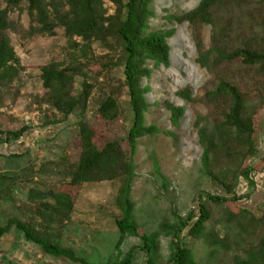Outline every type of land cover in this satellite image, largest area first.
I'll return each instance as SVG.
<instances>
[{"label":"rangeland","instance_id":"374dc122","mask_svg":"<svg viewBox=\"0 0 264 264\" xmlns=\"http://www.w3.org/2000/svg\"><path fill=\"white\" fill-rule=\"evenodd\" d=\"M200 1L153 0V17L147 22L151 31L174 30L168 39L169 66L154 67L148 61L146 67L151 75L141 81L143 88H149L145 98L150 107L144 115V124L155 127L159 133L137 140L133 157L135 177L129 194L135 223L141 233H158L157 250L152 257L143 249L144 243L138 237L127 235L118 245L120 236L114 221L120 217L115 201L121 181L69 185L80 155L77 139L80 121L93 125V141L98 146L115 141L127 150L124 138L131 128L132 117L125 91L120 99V117L115 123H106L97 117L105 97V89H101L105 85L102 75L91 92L84 116L77 112L66 119L57 114L45 103L41 70L51 62L66 60L64 31L57 27L52 37L30 35V28L36 25L25 9L10 15L16 24L10 40L19 63L13 67L16 72L8 75L11 81L0 79V227L19 223L34 237L72 253L77 260L55 259L45 254L39 245L26 241L23 232L12 228L0 240V264H169L174 240L170 229L180 220L196 215L199 199L206 203L207 196L236 199L221 207L207 203L210 219L206 232L221 238L226 233L224 225L229 213L237 215L247 231H250L248 220L251 217H264V169L250 173L253 187L242 177L235 178L237 164L212 163L216 178L202 171L197 123L205 119L211 127L221 118V110L207 102L206 94L219 79H224L239 87L249 108L260 106L255 146L264 154V103L260 104V100L264 102V88L262 79L240 64L224 65L211 72L199 66L198 47L200 45L202 51L209 49L211 27L177 24L167 18L192 11ZM4 3L5 0H0V8ZM104 9L106 16H114L113 4L104 0ZM248 26V22H242V31L246 34H249ZM111 41L115 47L111 53L99 43L94 44L93 50L104 64L111 60L108 65L114 66L110 77L115 84L117 80L123 81L120 65L123 54L117 41ZM90 68L91 77L100 75L99 68L95 69L94 65ZM74 88L78 93L80 79L76 80ZM183 90L190 92V100L178 96ZM167 104L184 109L177 125L171 121V114L165 108ZM22 129L19 139L8 136ZM154 160L164 182L154 174ZM257 162L258 158H251L246 165L252 168ZM222 172L227 179L220 176ZM234 230L232 233L236 234ZM249 240L255 243V239ZM180 244L192 252L198 264H233V257L241 256L245 248L241 238L230 240L227 252L218 249L212 256L214 248L188 237L187 229L180 235Z\"/></svg>","mask_w":264,"mask_h":264},{"label":"trees","instance_id":"16d2710c","mask_svg":"<svg viewBox=\"0 0 264 264\" xmlns=\"http://www.w3.org/2000/svg\"><path fill=\"white\" fill-rule=\"evenodd\" d=\"M106 1L115 6L114 16H106L104 0H5L4 7L0 8V79L11 81L12 78L8 75L12 71L16 72L13 67L19 63L10 40V33L16 28L10 15L13 12H23V8L30 21L36 25L30 28V35L52 37L55 29L61 27L67 38L66 60L62 63L51 62L41 70V80L46 90L45 103L49 108L66 119L77 112L84 116L91 92L102 75L105 85L101 89H105V97L97 117L103 122L115 123L120 117V99L125 91L132 117L131 128L124 138L127 150H123L115 141L98 146L93 141V125L86 120L80 121L77 124L80 155L70 175L69 185L121 181L115 201L120 217L114 221L120 236L118 245L127 235L138 237L144 243L143 249L152 257L157 250L158 233H141L135 223L129 194L135 177L133 157L137 140L159 133L155 127L144 124V115L150 107L145 98L149 88H143L141 81L151 75V70L146 67L148 61L154 67L169 66L168 39L173 36L174 30L162 32L148 28L147 22L153 17V0ZM167 20L177 24L211 27L209 49L202 51L200 45L198 47L197 63L201 68L211 72L224 65L240 64L261 78L264 88V0H201L192 11L180 17H168ZM243 21L249 23V34L242 31ZM111 39L117 41L123 54V59L120 60L123 81L117 80V84L110 77V71L114 67L108 65L111 60L104 64L93 50L94 44L99 43L111 53L115 48L111 45ZM91 65L95 69L99 68L100 75L91 77L88 73ZM77 79H80V88L75 93ZM178 96L183 100H190L188 90L181 91ZM206 100L212 107L221 110V118L211 127L205 119H200L197 123L203 173L216 178L212 163L221 161L226 165L237 164L235 178L242 177L249 187H253L250 173L264 169V154L258 152L255 146L260 106L249 108L239 87L224 79L217 81L214 88L206 94ZM261 103L264 102L260 100ZM165 108L171 114L172 123L177 125L184 109L168 104ZM22 133L23 129L8 133V136L19 139ZM255 157L258 158L256 166L248 167L246 161ZM153 169L155 176L164 182L156 160ZM220 176L224 180L228 178L223 172ZM235 200L207 196L205 203L200 198L198 213L188 216L184 221L180 220L174 229H170L173 230L171 235L174 240L169 264H198L192 252L180 244V235L185 229L188 237L202 240L210 248L213 247L214 250L210 253L212 256L217 254L218 249L227 252L230 240L241 238L245 248L241 256L233 257V264H264V217H251L248 220L250 231H247L237 220V215L229 213L224 225L226 233L222 238L206 232V223L210 219L207 203L221 207L228 201ZM233 226L237 230L236 234L232 233ZM258 227L260 231H257ZM12 228L23 232L26 241L39 245L45 254L55 259L77 260L72 253L34 237L19 223H8L5 227H0V240ZM249 239H255V243Z\"/></svg>","mask_w":264,"mask_h":264}]
</instances>
